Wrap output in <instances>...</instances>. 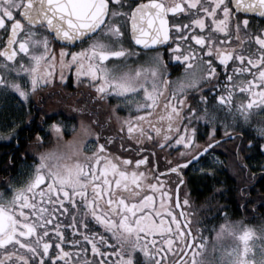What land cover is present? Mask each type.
Returning <instances> with one entry per match:
<instances>
[{
  "label": "snow or ice",
  "instance_id": "1",
  "mask_svg": "<svg viewBox=\"0 0 264 264\" xmlns=\"http://www.w3.org/2000/svg\"><path fill=\"white\" fill-rule=\"evenodd\" d=\"M69 85L70 115L48 106ZM0 94V140L27 142L0 177V264H264V0H0ZM218 152L260 217L243 249L216 243L227 204L218 229L185 211Z\"/></svg>",
  "mask_w": 264,
  "mask_h": 264
},
{
  "label": "flooded vegetation",
  "instance_id": "2",
  "mask_svg": "<svg viewBox=\"0 0 264 264\" xmlns=\"http://www.w3.org/2000/svg\"><path fill=\"white\" fill-rule=\"evenodd\" d=\"M182 69L177 70L176 72L172 73V78H175L180 74ZM47 91V90H45ZM57 91L61 93V95H53L52 97L48 98V106L50 107H57V104H59V107L63 110L65 114H72V110L85 103V99L80 98L78 90L73 86L69 85L68 88H57ZM116 103L115 100L110 101L107 104V107H111V104ZM18 108L17 99L14 95H3L0 94V111L3 110H12L15 111ZM26 110V107H25ZM124 114V113H122ZM104 115H107L105 112ZM25 120H27V116L24 117ZM82 119H86V117L77 115L75 121H70V123H76L79 124V122ZM237 132L240 131L239 128L236 129ZM25 132H27V129H25ZM16 141L12 140L11 143L5 142L0 140V177L6 176L7 173H5L3 169V165L6 161L9 160V157H11L13 154H16L19 156L23 151L24 147H27V142L20 147L17 148ZM218 155H220L221 160L223 161L222 165H217V167H223L224 166V159L223 156L218 152ZM28 162H31V157H29ZM17 169L13 172L14 176L20 177L22 180H26L27 177L22 175V172L25 170V162L21 160L16 161ZM204 167H208V165H204ZM198 172V171H197ZM189 173H193V171L190 169ZM255 195V194H254ZM157 203L159 202V195H157ZM231 196L227 195L226 197V204L228 205L227 211L234 212V214L237 216L236 218H230V222L236 229L235 235H225L220 238V240L216 241L217 244L223 245L226 248H236L239 247L240 249H243L244 241L240 239V237L243 235V232L246 227L251 226H258L260 223V217L256 216L254 213L251 212H245L242 207H239V204L241 202H237L235 205L234 203H230ZM249 208H252V203H249ZM186 211V209H185ZM257 212L264 213V206L259 207L257 209ZM223 223V221L219 222L216 227L218 229L219 224ZM205 235H208L207 233ZM211 237L215 238V232L211 233ZM248 243L251 245H258L259 244V238L258 234L256 236L249 237ZM209 247H211V242H209Z\"/></svg>",
  "mask_w": 264,
  "mask_h": 264
},
{
  "label": "trees",
  "instance_id": "3",
  "mask_svg": "<svg viewBox=\"0 0 264 264\" xmlns=\"http://www.w3.org/2000/svg\"><path fill=\"white\" fill-rule=\"evenodd\" d=\"M224 166L217 167L218 171L216 178L202 177L198 172L187 173V184L184 188L185 192H191L192 206L186 208V211L191 214L190 218H199L203 225H207L209 229L213 225H217L223 221L220 217H215L216 206L226 204L227 195L231 196L230 203L237 204L236 188L238 182L236 175V165L231 156L222 155ZM253 172L256 169H252ZM214 189H222V191L213 194ZM225 209L221 208L220 213L223 215ZM229 212V211H228ZM235 211L229 212L230 218H236ZM200 225H197L199 227ZM209 234L207 231L205 234Z\"/></svg>",
  "mask_w": 264,
  "mask_h": 264
},
{
  "label": "rangeland",
  "instance_id": "4",
  "mask_svg": "<svg viewBox=\"0 0 264 264\" xmlns=\"http://www.w3.org/2000/svg\"><path fill=\"white\" fill-rule=\"evenodd\" d=\"M206 165V164H205ZM204 166V165H203Z\"/></svg>",
  "mask_w": 264,
  "mask_h": 264
}]
</instances>
